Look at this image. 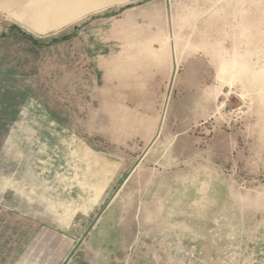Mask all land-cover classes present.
Masks as SVG:
<instances>
[{"label": "rangeland", "instance_id": "1", "mask_svg": "<svg viewBox=\"0 0 264 264\" xmlns=\"http://www.w3.org/2000/svg\"><path fill=\"white\" fill-rule=\"evenodd\" d=\"M153 9L219 11V92L171 98L144 149L112 144L91 60ZM122 219L134 264H264V0H0V264H121Z\"/></svg>", "mask_w": 264, "mask_h": 264}, {"label": "crops", "instance_id": "2", "mask_svg": "<svg viewBox=\"0 0 264 264\" xmlns=\"http://www.w3.org/2000/svg\"><path fill=\"white\" fill-rule=\"evenodd\" d=\"M186 11L153 9L146 23L142 24L144 18L134 19L130 43L124 42L114 49H100L105 50L104 53L100 51L96 54L99 59L91 60L96 79L89 88L92 99L89 121L97 128L98 135L110 143L134 142V147L142 146L143 149L151 144L160 127H170L166 114L173 97L177 99L178 107H185V102L182 104L185 96H199L214 103L219 92L218 60L223 42L220 46L212 31L211 13L217 16L219 11H199L195 16L200 19L190 26L180 24L181 20L176 19L186 16ZM153 22L159 25L155 27ZM208 114H212L211 111ZM128 177L121 178L118 186H123ZM132 179L134 181V175ZM114 224L121 226L119 237L124 244L119 261L134 264L137 262L134 242L141 233L139 229L123 228V225L138 223L133 219L130 222L122 219ZM143 224H153L147 229L153 235L154 231H164L165 226L170 225L155 218L145 220ZM114 229L119 230L118 226Z\"/></svg>", "mask_w": 264, "mask_h": 264}, {"label": "trees", "instance_id": "3", "mask_svg": "<svg viewBox=\"0 0 264 264\" xmlns=\"http://www.w3.org/2000/svg\"><path fill=\"white\" fill-rule=\"evenodd\" d=\"M72 34H67V35H64V36H61V37H59V38H52V40L51 41H56V40H58V39H65V38H68V37H70Z\"/></svg>", "mask_w": 264, "mask_h": 264}]
</instances>
